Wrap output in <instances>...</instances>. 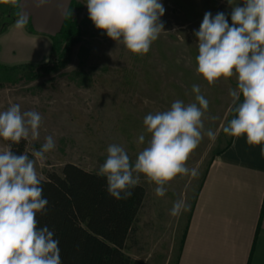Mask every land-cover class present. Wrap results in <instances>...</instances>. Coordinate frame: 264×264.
Listing matches in <instances>:
<instances>
[{
    "label": "rangeland",
    "instance_id": "rangeland-1",
    "mask_svg": "<svg viewBox=\"0 0 264 264\" xmlns=\"http://www.w3.org/2000/svg\"><path fill=\"white\" fill-rule=\"evenodd\" d=\"M10 1L0 0V27L19 13L17 4L2 7ZM76 2L73 16L82 36L65 57L67 62L62 65L55 53L45 65L0 68V111L17 103L21 111L41 114L39 139L28 141L25 152L34 159L32 149L38 150L45 137L54 138L55 149L46 153L45 160L37 161L41 178L52 171L60 173L69 162L97 172L108 146L114 143L123 146L134 161L150 139L143 125L145 116L170 109L176 100L186 105L195 102L192 86L199 85L209 101L205 129H212L216 138L205 136L187 161L198 175H178L166 184L162 197L155 194L156 185L141 175L146 198L126 249L128 255L148 264H177L185 227L208 168L233 140L223 127L234 116L229 110V90L237 87L235 75L210 86L196 73L198 38L194 32L206 12L213 16L223 12L231 24L232 7L243 0H232L231 5L228 0H160L165 8L160 18L164 31L144 56L131 53L97 29L89 18L87 0ZM141 134L145 135L142 145L137 143ZM7 146L0 139V150ZM181 199L189 209L172 216L173 203Z\"/></svg>",
    "mask_w": 264,
    "mask_h": 264
},
{
    "label": "clouds",
    "instance_id": "clouds-1",
    "mask_svg": "<svg viewBox=\"0 0 264 264\" xmlns=\"http://www.w3.org/2000/svg\"><path fill=\"white\" fill-rule=\"evenodd\" d=\"M16 2L13 0V4ZM34 2L39 8L47 0ZM228 3L231 5L232 0ZM86 5L95 27L135 55H146L164 31L160 18L165 8L160 0H87ZM27 24V15L19 13L14 27L23 30ZM194 35L198 38L196 73L210 86L221 78L235 75L237 79V87L229 90V110L234 116L223 132L246 137L250 146H261L264 157V0H243L232 7L231 24L223 12L215 16L206 12ZM192 92L195 102L186 105L176 100L170 109L145 116L143 125L150 139L134 161L123 146H108L97 175L106 178L111 197L130 198L132 189L141 183V175L156 185L158 197L165 195L166 184L178 175H198L187 161L205 136L214 140L216 133L204 125L209 101L199 85L194 84ZM41 124L39 112L21 111L17 103L0 111V139L10 142L0 150V264H62L54 232L46 225L39 227L37 220V214L46 211L48 200L43 197L36 165L55 149L56 142L51 135L45 137L38 150L32 149L34 159L11 148L22 140H38ZM137 143H145L144 134L139 135ZM189 207L183 199L177 200L170 214L177 216Z\"/></svg>",
    "mask_w": 264,
    "mask_h": 264
},
{
    "label": "crops",
    "instance_id": "crops-1",
    "mask_svg": "<svg viewBox=\"0 0 264 264\" xmlns=\"http://www.w3.org/2000/svg\"><path fill=\"white\" fill-rule=\"evenodd\" d=\"M71 2L47 0L38 8L34 0H17L28 24L17 30L16 15L0 31V68L47 64L53 37L60 32ZM8 6L13 0L2 5ZM177 264H264L261 146H250L243 136L233 137L215 156L193 203Z\"/></svg>",
    "mask_w": 264,
    "mask_h": 264
},
{
    "label": "trees",
    "instance_id": "trees-1",
    "mask_svg": "<svg viewBox=\"0 0 264 264\" xmlns=\"http://www.w3.org/2000/svg\"><path fill=\"white\" fill-rule=\"evenodd\" d=\"M76 7V0H72L60 32L53 37L52 56L58 53L62 65L82 36L73 16ZM27 146L28 141L22 140L11 148L19 154L25 153ZM41 182L48 205L44 213L37 214L38 226L46 225L54 232L62 264H147L126 252L146 198L143 185L132 189L130 198L116 200L106 190V178L71 162L60 173H48Z\"/></svg>",
    "mask_w": 264,
    "mask_h": 264
}]
</instances>
